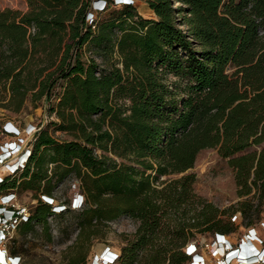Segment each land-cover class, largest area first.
<instances>
[{
  "label": "trees",
  "instance_id": "16d2710c",
  "mask_svg": "<svg viewBox=\"0 0 264 264\" xmlns=\"http://www.w3.org/2000/svg\"><path fill=\"white\" fill-rule=\"evenodd\" d=\"M144 1L154 19L133 1L110 0L105 7L115 8L103 17L105 7L94 10L91 0H25L26 11L0 10V107L42 105L57 119L34 132L23 165L0 176L1 195L31 191L36 199L23 218L10 206L15 236L80 211L79 237L88 240L125 216L138 225L113 264H188L189 231L227 236L231 218L192 194L190 174L161 188L154 182L215 148L240 195L264 192V0ZM10 124L1 135L11 136ZM50 125L72 139L55 137ZM70 177L84 198L77 210L52 196ZM236 210L249 218L255 208L245 200ZM15 236L7 250L20 257ZM85 254L68 264H84Z\"/></svg>",
  "mask_w": 264,
  "mask_h": 264
},
{
  "label": "rangeland",
  "instance_id": "374dc122",
  "mask_svg": "<svg viewBox=\"0 0 264 264\" xmlns=\"http://www.w3.org/2000/svg\"><path fill=\"white\" fill-rule=\"evenodd\" d=\"M91 0L92 8L95 10L101 8L104 3L110 0ZM138 14L144 18H155L154 12L149 8L144 0H133ZM180 3L175 2L174 6ZM10 8L13 10L26 11L27 5L25 0H0V10ZM115 7H105L100 12L101 17L108 14ZM86 55L88 53L86 52ZM101 64V58H97ZM170 80H174L170 76ZM54 114L49 115L42 105L33 108L30 103L20 112H12L0 107V126L5 122H11L18 129L16 135H1L0 145L5 141L16 140L21 147L28 143L32 134L39 128H45L50 121H56ZM54 126H49V131L60 140H69L72 137L64 132H53ZM259 146H252L248 151L259 150ZM97 154H102L100 150H96ZM17 155L7 156L0 163V176H4L9 172V165L17 162ZM192 175L191 192L197 197L211 203L219 209L220 215L225 219L230 216L233 223V230L227 234V238L237 245L249 228H254L257 235L264 240V229L261 226L264 223V192H256L255 189L249 195H240V187L236 185L234 179V170L228 164V158H223L215 148H205L199 151L191 168L181 173H173L159 178L154 184L161 188L164 180L176 179L182 175ZM73 177L68 178L62 184H59L53 191L54 204H62L71 202L77 192H80L72 185ZM2 193H0L1 195ZM31 191H18L15 201L13 202L17 208L24 207L33 208L36 205V199L33 198ZM250 200L255 211L249 218L241 215L239 210L240 204ZM67 206V205H66ZM188 216H192L195 211V205L186 206ZM80 211H68L63 215L51 217L47 220V224L35 225L33 230L26 236H20L11 232L15 236L16 241L12 246L21 247L20 262L24 264H68L73 258H77L85 254L84 264H91V260L105 250L118 252L124 246L128 239H132L137 228V221L132 218L120 216L114 221L107 223L106 226L100 228L95 236H91L88 240L80 238L81 230L79 227L78 213ZM236 216V218L234 217ZM251 221L252 223L247 224ZM188 234L187 244L195 242L199 244L198 252L203 256L204 264H216V258L213 256L212 247L209 244L211 240V232H199L191 229ZM257 243V242H256ZM9 243L7 239L0 244V249L5 251L8 249ZM259 245V244H258ZM259 248V247H258ZM7 255H11L7 250ZM187 264V262L185 263ZM189 264V262H188Z\"/></svg>",
  "mask_w": 264,
  "mask_h": 264
},
{
  "label": "built area",
  "instance_id": "2783aa9c",
  "mask_svg": "<svg viewBox=\"0 0 264 264\" xmlns=\"http://www.w3.org/2000/svg\"><path fill=\"white\" fill-rule=\"evenodd\" d=\"M132 2L133 0H114L113 4L116 5L118 3H128ZM100 2L96 1V3ZM106 2L101 8H97L96 10L100 11L103 10V8L106 6ZM6 131L11 135H16L18 132V129L15 125H9L6 129ZM33 136V134H32ZM31 136V137H32ZM31 139V138H30ZM21 139H19L18 142H20ZM16 140L11 141H5L2 146V159L0 158V163L3 162V160L7 156L17 155V158L19 157L18 161L15 163H11L9 167V172L13 171V169L23 165L25 162L26 156L28 154V143L26 146L23 147L18 144ZM29 142V141H28ZM72 185L79 190V181L75 177L72 179ZM16 199V196L14 194H3L0 195V208L5 207L8 212L10 213L7 217L0 216V244L3 240L11 237L12 229L9 227L11 224V221L8 220L10 216H13V211L10 209V206H13L16 209L15 204L13 203ZM44 200H47V197H43ZM83 195L81 192H77V195L73 197L71 206L69 205L70 209L77 210L79 209L83 204ZM23 210V213L21 214V217L23 218L26 215V208L21 207ZM236 217V216H234ZM7 234H10L7 236ZM226 235L217 234L214 236L213 239L210 240V245L212 247V253L213 256L216 258L215 262L216 264H232L233 260H237V264H264V260L261 258V256L258 255V250H255L256 246L254 243H256L260 248L264 246V240H262L258 235L254 228H249L242 238L240 239L239 243L236 245H233V243L226 237ZM199 244L196 242L188 243L184 247L185 253L190 256L189 264H204L203 256L198 252ZM245 249L247 256L246 257H240L239 256V250ZM254 250V251H253ZM260 251V250H259ZM264 252V249L260 251V254ZM0 254L3 255V257L9 261L12 262V264H24L20 262V257L13 256V255H7V250L3 251L0 249ZM116 254L117 252L110 251L109 249H105L99 257H96V261L102 264H113L116 260ZM251 258H253L251 260ZM94 262V261H93ZM247 262V263H246ZM0 264H6L0 261Z\"/></svg>",
  "mask_w": 264,
  "mask_h": 264
},
{
  "label": "bare ground",
  "instance_id": "6f19581e",
  "mask_svg": "<svg viewBox=\"0 0 264 264\" xmlns=\"http://www.w3.org/2000/svg\"><path fill=\"white\" fill-rule=\"evenodd\" d=\"M225 239H226V237H225ZM254 245L256 246L255 250H258V255L261 256V258L264 260V252H262V253L260 254L261 248L259 249V248H258V245H257L256 243H254ZM259 250H260V251H259ZM239 251H240V252H239L238 254H239L240 257H246V256H247V253H246L245 249H244V251L241 250V249H240ZM253 251H254V250H253ZM0 261H2L3 263H6V264H12V262L9 261V260H7V259H5V258L3 257L2 254H0ZM237 263H238L237 260H233V261H232V264H237ZM246 263H247V262H246ZM255 264H257V263H255Z\"/></svg>",
  "mask_w": 264,
  "mask_h": 264
},
{
  "label": "clouds",
  "instance_id": "9594fccd",
  "mask_svg": "<svg viewBox=\"0 0 264 264\" xmlns=\"http://www.w3.org/2000/svg\"><path fill=\"white\" fill-rule=\"evenodd\" d=\"M92 264H96V263H95V261H94V262H92Z\"/></svg>",
  "mask_w": 264,
  "mask_h": 264
},
{
  "label": "crops",
  "instance_id": "0c3cea01",
  "mask_svg": "<svg viewBox=\"0 0 264 264\" xmlns=\"http://www.w3.org/2000/svg\"><path fill=\"white\" fill-rule=\"evenodd\" d=\"M12 125V124H11Z\"/></svg>",
  "mask_w": 264,
  "mask_h": 264
}]
</instances>
